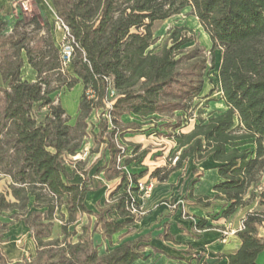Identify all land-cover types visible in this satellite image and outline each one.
<instances>
[{"label": "trees", "instance_id": "16d2710c", "mask_svg": "<svg viewBox=\"0 0 264 264\" xmlns=\"http://www.w3.org/2000/svg\"><path fill=\"white\" fill-rule=\"evenodd\" d=\"M51 1L77 44L72 73L62 67L61 50L46 19L19 16L12 27L8 20L0 21V76L7 84L0 86V177L10 178L8 193L0 192V215L12 211V218L23 219L36 243L35 255L17 262H9L0 249V264H133L143 259L144 237L101 253L94 234L110 239L139 219L129 210L127 190L138 194L130 182L144 172L128 177L118 169L116 139L124 142L129 128L138 129L157 116H178L166 134L177 143L172 158L178 160L173 167L155 169L152 177L165 181L184 161L211 158L222 178L215 190L226 201L218 216H234L255 199L264 206V0ZM186 7L210 36V60L194 31L184 25L172 27L163 43L154 46L155 24ZM216 49L222 50L217 88L226 109L202 118L195 114V101L203 92L206 70L215 65ZM25 61L36 73L34 81L23 78ZM54 76L67 89L83 86L74 125L52 98L58 88L52 87ZM111 90L117 97L107 109ZM95 111L109 114L99 117L98 132L91 130L95 143H104L110 155L97 172L121 183L110 193L113 204L92 210L86 203L92 181L84 175L82 183L72 182L81 162L71 173L65 160L89 135L88 120ZM126 115L138 121L126 123ZM138 149L128 146L132 158H125L124 165L146 154ZM111 211L123 221L110 218ZM57 212L60 237L51 238ZM83 214L89 221L78 227ZM9 226L0 219V246ZM194 226L202 230L211 224L199 220ZM261 229L264 211L247 212L236 232L240 246L227 255V264H257L264 250Z\"/></svg>", "mask_w": 264, "mask_h": 264}, {"label": "crops", "instance_id": "0c3cea01", "mask_svg": "<svg viewBox=\"0 0 264 264\" xmlns=\"http://www.w3.org/2000/svg\"><path fill=\"white\" fill-rule=\"evenodd\" d=\"M15 1L17 0H0V21L8 20L9 27H12L11 23L16 21L21 14H18L17 9L14 7ZM44 1L45 3L42 0H32L37 12V19L40 22L46 19L50 23L53 40L57 43V39H61L62 42L63 32L56 23V13L52 1ZM25 66L28 67L27 69L31 75V78L27 77V79L34 81L36 78L35 71L27 61ZM0 78L2 77L0 76ZM76 86L80 87L81 94L71 106L72 111H74L75 121L79 114V103L83 92L81 83ZM205 90L206 82H204L201 97L207 95ZM214 95V93L210 94L203 99L206 103L205 107L202 108L204 111L200 113L202 118L209 117L212 112L226 109L221 96L219 101L212 100ZM123 119L126 123L138 121V118L130 115H126ZM155 123H142V126L138 129L129 128L123 137L124 142L131 148L139 146L138 153L146 150V154L140 157L139 161L134 160L127 165L129 171L133 174L144 172L143 177L140 179L154 182L151 197L148 199L139 198V203L144 207L146 213L136 222L126 225L124 229L114 234L110 239L104 238L101 233H95V244L99 246L101 253H105L108 249L125 241L144 237L146 240L143 242L145 257L133 264H203V261L208 262L213 260V258H218V256H221V263L227 264V255L237 252L240 240L236 234L224 238L222 230L225 227L237 230L241 225L242 219L250 210L241 209L229 218L218 216L224 209L226 201L222 197H218V192L215 190V186L222 181V178L217 171L218 163L211 158L203 161L190 158L184 161L180 167L174 169L165 181H159L157 178L152 177L151 173L155 169L174 166L173 163L169 164V160L177 149V143L166 135L170 130L169 127L166 128L162 124L168 122L158 120ZM191 126L189 125L183 129V132L188 131ZM84 144L81 145L80 149L84 147ZM90 146L91 153L88 160L81 162L76 171L71 166L69 170L71 173L74 171L72 179L74 183H82L85 178L83 171L86 172L93 185L92 190L87 194L86 203L90 209L96 210L98 206L104 205L107 195L119 186L121 179L108 180L105 178L104 171L97 172L99 168L108 163L110 155L104 143L101 144L98 150H95L92 143ZM180 152L181 150L178 151V153ZM130 157L132 158V156ZM9 183V177L1 176L0 192L7 194ZM7 197L10 200H14L11 195ZM199 197H207V199L202 204L197 201ZM204 202H208L209 205H205ZM12 213L9 221H3L10 223L9 228L11 227L12 229L9 234H13L11 240L13 243L21 240L25 241L32 257L36 252L35 239L31 236L25 221L12 218ZM80 219H82L81 224L89 221V217L86 214L80 215ZM94 219L95 217H92L91 221L93 222ZM199 220L207 221L208 224H211V227L196 230L194 225ZM122 221L123 219L121 218L120 222ZM260 233L264 235V229H261ZM5 237L6 235H4V241L1 243L0 249L7 260V257H9V262H17L26 256L23 254L22 249H17L13 246V254L9 255L2 246V244L6 243ZM257 264H264V250L259 254Z\"/></svg>", "mask_w": 264, "mask_h": 264}, {"label": "rangeland", "instance_id": "374dc122", "mask_svg": "<svg viewBox=\"0 0 264 264\" xmlns=\"http://www.w3.org/2000/svg\"><path fill=\"white\" fill-rule=\"evenodd\" d=\"M42 2L45 3L44 0H42ZM17 13L20 14V17L22 18V20L25 21H29L31 20V18L36 17L37 18V12L35 11V8L33 6V3L31 1V3L28 4V8L25 9L23 7H17ZM15 22V21H14ZM13 23L12 26H13ZM187 26L189 28H191L194 31L195 34V38H196V42L198 43V45H200L208 60H210L211 55H210V49L212 46V42L210 39V36L207 34V32L204 30V28L201 26L199 20L197 19V17L193 14L192 9L190 7H186L185 9H183L179 14L174 15L164 21H158L155 26H154V36L156 38V42L154 44V46H158L160 44L163 43V41L165 40L168 31L174 27V26ZM9 28V27H8ZM32 28V27H30ZM55 45L58 47V49L60 50L61 47V39H57V43L54 41ZM221 55H222V50L221 49H216L215 51V65L213 68H208L205 72V77H204V82H206V90L205 93L207 94L206 96L210 95V94H215L213 96V101H219L220 99V92L218 90V68L221 62ZM26 62V61H25ZM25 65V63H24ZM22 67V75L23 78L27 79V77L31 78L30 76V71H28V67ZM28 66V65H27ZM210 66V65H209ZM68 73H72V67L68 66L67 68ZM28 80V79H27ZM53 83H52V87L54 89L57 90L54 92V94H52V98H54L55 103H60L62 105V107L65 108L66 113L69 117V123L70 124H74L75 121V116L74 115V111H72V104L76 102V100L78 99V97L81 94V89L80 87H73L72 89H67L65 86L60 85V83H58L59 81L56 80V76L52 77ZM0 86H7L6 82L3 81L2 78H0ZM206 96L200 97L195 101V114L197 116H200V113L202 111H204L202 108L205 107V103L206 101L203 100ZM2 93H0V105H2ZM70 115V116H69ZM103 116L102 111H95L91 114L89 120H88V129L89 130V134L87 137L84 138L83 143L84 146H89V148L91 149L90 144L92 143V146H94L95 150H98L99 147H101V144H96L94 139H93V135L94 133H91V130H93L94 132H98V125H99V117ZM158 120L161 121H166L168 123H162L164 124V126L167 128L168 126H170L171 124H174L177 120H178V116L176 115H168V116H157L155 117L154 120H150L147 121L146 124H150V123H154L157 122ZM168 120V121H167ZM93 141V142H92ZM82 143V144H83ZM251 147V146H250ZM91 153V152H90ZM88 159H86L85 161L82 162H86ZM84 175H87L86 172L83 171ZM261 189L264 190V179H263V184L261 185ZM112 193V191L110 192ZM110 193L107 195L105 201H104V205L107 203L113 204L110 196ZM110 198V199H109ZM109 200V202H108ZM258 200L255 199L254 201H251L247 206H245L244 208H242V210L245 209H249L251 211H264V206L262 205H258ZM98 205V204H97ZM12 211H8L6 212L4 215H0V219L2 221H9ZM110 218L114 219V220H118L120 221L121 218L117 215V213L115 211H111L110 214ZM61 220H60V214L59 212H57L56 214V218L53 221V229H52V236L51 238H56V237H60V225H61ZM82 223V219H80L78 221V226ZM11 227L9 228L8 232H6V237H5V242L4 244H2V246L4 247V250H7V252L9 253V255L13 254L12 251V246L14 248L17 249H22L23 250V254H25L27 257L31 258V253L28 250V246L27 243L23 240L21 241H16V243H13V241L11 240L13 234H9V231H11ZM70 229H73V225L70 226ZM21 235V234H20ZM18 245V246H17ZM20 252V250H18ZM27 252V253H26ZM7 255V253H6ZM8 256V255H7ZM9 260V257H7ZM221 256H218V258L210 261H203V264H223L221 263Z\"/></svg>", "mask_w": 264, "mask_h": 264}, {"label": "built area", "instance_id": "2783aa9c", "mask_svg": "<svg viewBox=\"0 0 264 264\" xmlns=\"http://www.w3.org/2000/svg\"><path fill=\"white\" fill-rule=\"evenodd\" d=\"M30 1L32 0H17L14 2V7L17 8L19 6V7H23L27 9ZM56 23L63 32V39L61 42L60 50H61L62 67L65 69L71 64V61H72V58L75 52V47L77 44L73 36L71 35L68 26L57 15H56ZM116 97H117V94L114 92V90H111L108 95V98H106L107 109L112 108L113 101ZM103 116L109 117V114L104 112ZM116 142L120 150L119 155L116 160L117 167L119 170L126 173L128 177H130L131 172L129 171L127 165H124L125 158L131 156V154H129L130 152L128 150V146L125 142L120 141L118 139H116ZM90 152H91V149L89 148V146H84L82 149H80L75 154L69 155L66 158L65 162L67 163L68 166H71L72 168H76V166L80 162L85 161L86 159L90 157ZM177 160H178V156H174V158L172 159V163L175 164ZM130 186H134L135 188H137L138 194L131 192L130 187L128 188L127 191L131 196L129 210L131 214L134 215L136 218H140L143 215H145L146 211L144 207L139 203V198L148 199L151 197L153 189H154V182L152 180L139 179L136 183L130 182ZM242 228H243V219L241 221L240 227L237 230H233L228 227H225L222 230V236L226 238L229 235L236 234V232Z\"/></svg>", "mask_w": 264, "mask_h": 264}]
</instances>
